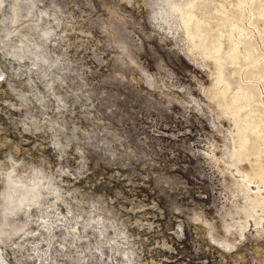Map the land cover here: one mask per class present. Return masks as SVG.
<instances>
[{
	"label": "rangeland",
	"instance_id": "rangeland-1",
	"mask_svg": "<svg viewBox=\"0 0 264 264\" xmlns=\"http://www.w3.org/2000/svg\"><path fill=\"white\" fill-rule=\"evenodd\" d=\"M171 2L0 0V264H264V0Z\"/></svg>",
	"mask_w": 264,
	"mask_h": 264
},
{
	"label": "bare ground",
	"instance_id": "bare-ground-1",
	"mask_svg": "<svg viewBox=\"0 0 264 264\" xmlns=\"http://www.w3.org/2000/svg\"><path fill=\"white\" fill-rule=\"evenodd\" d=\"M171 1V0H170ZM173 2L168 3L169 7L174 10L177 11L181 14V17L184 16V11L186 10L187 7H191L192 6V1L187 2L185 5L181 6V4L177 3L176 1L174 2V0H172Z\"/></svg>",
	"mask_w": 264,
	"mask_h": 264
}]
</instances>
